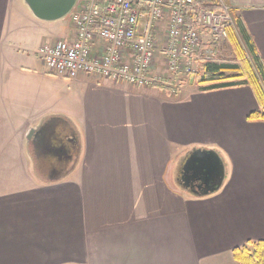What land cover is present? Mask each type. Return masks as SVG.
<instances>
[{
	"label": "crops",
	"instance_id": "crops-1",
	"mask_svg": "<svg viewBox=\"0 0 264 264\" xmlns=\"http://www.w3.org/2000/svg\"><path fill=\"white\" fill-rule=\"evenodd\" d=\"M228 2L264 60V0ZM48 24L24 0H0V264H238L236 248L264 242V121L248 119L260 108L253 89L169 94L56 76L36 53L75 31L57 38ZM56 120L78 149L53 180L28 136ZM193 149L222 156L219 192L196 197L175 182Z\"/></svg>",
	"mask_w": 264,
	"mask_h": 264
},
{
	"label": "built area",
	"instance_id": "built-area-1",
	"mask_svg": "<svg viewBox=\"0 0 264 264\" xmlns=\"http://www.w3.org/2000/svg\"><path fill=\"white\" fill-rule=\"evenodd\" d=\"M215 6L204 9L196 0H79L71 13L75 37L44 44L37 55L50 73L72 80L89 75L137 88L170 87L219 56L216 46L236 29L228 0Z\"/></svg>",
	"mask_w": 264,
	"mask_h": 264
},
{
	"label": "trees",
	"instance_id": "trees-1",
	"mask_svg": "<svg viewBox=\"0 0 264 264\" xmlns=\"http://www.w3.org/2000/svg\"><path fill=\"white\" fill-rule=\"evenodd\" d=\"M196 1L204 9H217L214 0ZM228 40L237 52V56L233 59L217 56L211 61L202 63L199 70L192 75V79L194 82L196 81L202 92L241 86L251 87L260 108L250 113L248 119L264 121V60L247 26L237 15L236 29L229 30ZM180 168L181 166L177 165L174 171L177 184ZM233 254L238 264H264V242L250 241L244 246L236 248Z\"/></svg>",
	"mask_w": 264,
	"mask_h": 264
},
{
	"label": "water",
	"instance_id": "water-1",
	"mask_svg": "<svg viewBox=\"0 0 264 264\" xmlns=\"http://www.w3.org/2000/svg\"><path fill=\"white\" fill-rule=\"evenodd\" d=\"M79 0H24L33 15L40 21L52 23L60 21L70 15ZM58 124H57V123ZM53 123L42 124L37 129L30 132L28 139L32 140L35 154L38 158L49 157L52 152L58 150L56 145L64 138L57 136L59 128L70 127L66 121L56 120ZM56 125L54 134H50L43 140L40 138L45 131L46 125ZM41 141V142H40ZM76 142L75 132L72 133L70 142ZM40 144V147L38 144ZM57 145V146H58ZM66 155H70V159L74 160L72 150H68ZM57 155H54L56 158ZM181 168L179 172V184L185 191L196 197H207L219 192L227 179V168L222 156L215 150L193 149L181 160ZM62 174L54 173L49 176L50 179L56 180Z\"/></svg>",
	"mask_w": 264,
	"mask_h": 264
},
{
	"label": "flooded vegetation",
	"instance_id": "flooded-vegetation-1",
	"mask_svg": "<svg viewBox=\"0 0 264 264\" xmlns=\"http://www.w3.org/2000/svg\"><path fill=\"white\" fill-rule=\"evenodd\" d=\"M55 126L56 125H52V124L46 125L45 131L43 132L40 138L43 140L45 137H47L50 134L56 135L54 133ZM61 133H62L61 137L64 138V141L63 139H61L62 142H60L59 145L57 144L58 146L56 145V147H58V150L56 151L55 149V151L52 152V155L49 157H42L36 159L37 164L40 165L38 169L41 171L42 174L44 173L43 175L47 177H49L51 174L54 173L60 174V171L65 172L70 170L76 157L78 144H76V142L74 141L70 142L72 139L73 129L71 127H63L61 132V129L59 128V130L57 131V136H60ZM37 144L40 147V144L39 143ZM68 150H72V153L74 155L73 161L70 159L71 157L70 155H66L68 153ZM54 155H57V157L54 158Z\"/></svg>",
	"mask_w": 264,
	"mask_h": 264
},
{
	"label": "rangeland",
	"instance_id": "rangeland-1",
	"mask_svg": "<svg viewBox=\"0 0 264 264\" xmlns=\"http://www.w3.org/2000/svg\"><path fill=\"white\" fill-rule=\"evenodd\" d=\"M214 3H216V0H214ZM48 25H51V26H49V30L51 32H53L57 38L65 36L66 33L70 32L73 29V26L71 23V15L66 16L65 18H63L60 21L49 23ZM219 56H221L223 58H227V59H229V58L233 59L237 56V52L235 51L232 44H230L227 40L221 44ZM157 70H159V69H157V67L153 68V72H157ZM198 70H199V67L197 68V71ZM159 72L164 76L168 75L167 72L164 71V69L159 71ZM187 78L188 77H181L178 81H173V83H170L171 84L170 87H160V89H165L166 91H168L169 94L171 93L172 89H174V88H176L177 90L182 89L183 92L184 91L188 92V91L192 90L193 85H197V83H196V81L195 82L193 81L192 76L188 79ZM181 81H183L182 85L180 84ZM139 89H141V88H139ZM74 161L76 162V157H75ZM181 163L182 162H180V166H181ZM178 176H179V174H178ZM176 179H177V176H176Z\"/></svg>",
	"mask_w": 264,
	"mask_h": 264
}]
</instances>
